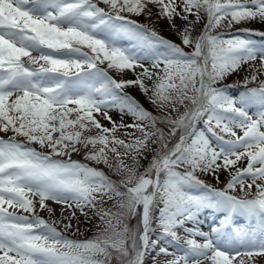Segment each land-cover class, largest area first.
Wrapping results in <instances>:
<instances>
[{"label":"snow or ice","instance_id":"obj_1","mask_svg":"<svg viewBox=\"0 0 264 264\" xmlns=\"http://www.w3.org/2000/svg\"><path fill=\"white\" fill-rule=\"evenodd\" d=\"M149 4L159 7L191 52L121 14H143ZM202 14L204 27L193 36ZM176 17L186 26L178 29ZM256 19L264 22V0H0V264H145L150 250L173 257L163 264H256L264 257V80L247 87L264 70V45L216 32L225 21L231 27ZM125 36L131 47L121 46ZM257 58L260 68L252 66L238 96L215 86ZM137 68L142 71L130 80L108 71ZM128 86L149 95L162 116L126 93ZM254 106L256 118L249 114ZM113 108L133 123L113 121ZM101 112L112 128L94 115ZM204 117L206 131H198ZM92 128L97 134H84ZM120 128L134 130L126 133L130 139L117 136ZM207 133L219 142L215 147ZM171 139L176 142L169 147ZM150 142L160 148L138 174ZM81 149L86 160L121 179L72 159ZM245 158L246 167H235ZM221 171L230 172L224 188L198 175L218 180ZM238 186L242 195L233 194ZM107 200L118 211L103 207ZM48 201L61 205V220L38 214V208L54 213ZM86 209L104 229L87 240L66 237L57 224L70 229L76 210L87 216ZM205 209L222 218L209 231L192 227L181 236L178 229ZM237 216L246 218L245 226Z\"/></svg>","mask_w":264,"mask_h":264},{"label":"rangeland","instance_id":"obj_2","mask_svg":"<svg viewBox=\"0 0 264 264\" xmlns=\"http://www.w3.org/2000/svg\"><path fill=\"white\" fill-rule=\"evenodd\" d=\"M177 2H179V0H177ZM101 7H105L107 10V6L104 5L103 3L100 4ZM122 15L128 16L129 18H131L132 16H134L133 20L147 25L148 28L155 30L160 36L171 40L177 44H180L181 47L184 48V50L186 52H191L192 48L189 46H185L182 44L181 42V36L180 34L171 27L170 22L167 18H163L160 16L159 14V7L157 5L154 4H149L148 8L145 10V12L143 14L140 15H136V14H131V13H121ZM131 14V15H129ZM189 20H195V16H189ZM175 24L176 27L179 28H183L185 25V22L183 20H181L179 17L175 18ZM206 22V16L204 14H202V18L201 20L194 25L193 28V36L199 35L201 30L204 27V24ZM227 22L225 21L224 24H222L218 29H216V32H224V33H229V34H236V35H241L246 39H251V34H256L258 35L260 32H264V22H261L259 19L256 20H251V21H242L240 23H233L231 25V27L226 26ZM247 29V30H246ZM215 34V33H214ZM253 40V39H252ZM255 42V44H261V41L259 39H255L253 40ZM264 43V39L262 41ZM120 44L121 46L124 47H131L132 46V42L129 40L128 37H123L120 40ZM258 47L260 45H257ZM84 51H89L88 49H84ZM35 54V53H34ZM255 66L256 69L260 68V61L259 58H257L256 61H250L247 63H244L241 65V67L227 75L223 80L217 82V84L215 85L216 87L219 88H223L228 95L234 96L231 93H234V91L232 90V88H228L226 86H224L227 83H241L243 84L244 80L246 77H250L253 71L252 66ZM146 67H150L149 64L146 63L145 65ZM101 67H106L105 65H101ZM109 75H111L113 78H115L116 80H130V79H136L137 74L142 71V69L137 68L135 71H131V70H124V71H117L115 69H109ZM258 79L255 81L257 83H259L260 81L264 80V70H260L258 73ZM254 81H252L251 83H253ZM146 83L151 86L153 81L148 80L146 81ZM124 91L126 93H128L130 96L134 97L145 109H147L148 111L152 112L154 115H156L157 117H161L164 110L158 109L156 105H154L152 102H150L149 99V95L145 94L138 86H128L124 89ZM186 104H188L189 107H191V104L189 102L186 101ZM185 110V108L183 106H180L179 111L182 113ZM168 111H171V109H168ZM258 112V108L257 107H251L249 109V114L253 116V118H256L255 113ZM94 115L96 116V118L100 121V123L108 128H112V123L105 119L103 117V112H101L100 114H96L94 113ZM108 115L111 116L112 120L115 121L117 124L123 123L125 125H129L133 123V117L131 115L128 114H121L118 110L116 109H111L108 111ZM171 115L173 117H175L177 115V113L175 111L171 112ZM204 120H206V117H204L203 119H201L197 125L196 128L197 130H201L204 129L206 131V124L204 123ZM158 127L163 128L165 135L167 136L168 134V127L165 126L164 124H158ZM133 129L130 128H120L117 131V136L121 139H125L126 141L128 139H130L129 136L126 135V133L129 132H133ZM217 132H220L219 129L216 130ZM237 134L238 135H243L242 130L237 129ZM98 130L95 128H92L91 132H85V135H95L97 134ZM222 134V133H221ZM135 135H140V133L136 132ZM179 135V133H178ZM207 135L209 136V139L212 141V145L213 147H215L219 142L215 139L214 136H212L211 133H207ZM22 138V137H19ZM228 138V137H226ZM155 139V138H153ZM176 142L175 139H171V142L169 143V147L172 146V144H174ZM38 145V144H37ZM39 146V145H38ZM40 147V146H39ZM89 148H91V146H89ZM160 148V145L157 143H149V150L147 152L144 153V156L146 158H140L139 159V165H138V174L139 173H143L145 171V169L147 168L149 162L151 161L152 157L156 154V151H158ZM45 151H47V149H44ZM122 151V149H121ZM85 149H81V151L79 153H73L72 157L73 159H75L77 157V155L83 157L85 159ZM76 154V155H74ZM86 160V159H85ZM88 161V160H87ZM90 163L91 166L93 167H97L102 169L107 175L110 176L111 179L113 180H120L121 177L116 175L112 170H110L109 168H107L105 165L103 164H97L94 161H88ZM127 163H131V159L130 157L126 160ZM87 163V162H86ZM247 165V159H242L241 161H239L237 163V165L235 167L238 168H243L246 167ZM234 171V169H233ZM199 178L205 182H209V181H220L223 185L222 188H224L227 180L230 178V172L229 171H221L219 173V179H214L213 176L211 174L208 173H198ZM250 183V181H248ZM259 182V181H258ZM123 190V189H121ZM255 186H253L252 188V192H255ZM192 194L194 195H198L201 194L199 189H192ZM233 194L236 195H242V193L239 191V186L237 187L236 192H234ZM49 204V202H47ZM115 201L114 200H107L106 203L103 205V207L105 208H110L113 212L118 211V209L116 207H114ZM58 205V209L59 211L55 210V207L50 205V207H52L55 211L53 214H49L47 211H39L38 208V214L42 217H44L45 219L52 221V220H61V205ZM206 210V209H205ZM88 211V215L87 216H83L80 214V212L78 210H76V219H73L71 221L72 223V227L68 230H64L63 229V224L62 223H58L57 227L58 229L64 231V235L70 239H74V240H87V239H91L94 238L99 232H101L105 225L104 223L101 221L100 217L98 215L94 214L93 210H87ZM65 215H70V213H66ZM222 218V216H219L218 218H216L215 221H210L209 223L206 221L205 225H200L196 223V221H192V222H188L185 225L184 229H178V232L181 236L186 235V229L187 228H192V227H197L202 229L203 231H209L211 226H214L215 223H218L219 220ZM240 218H242V216H237L235 218V222L237 224H239L240 226H245V224H243L244 222H240ZM202 220V213L199 214L198 220ZM129 225L130 228L135 227L137 221L135 218H129L126 221ZM64 223H67V221L65 220ZM77 227L79 228V231H77ZM155 238V237H153ZM199 239V237H197ZM163 243V242H162ZM169 252H176L177 255H180L182 253H180L179 251H177L175 248L173 247H169ZM115 256V253H114ZM172 256H163L160 255L158 253V250H150L148 255H146L145 257V264H154V261H159L160 264H163V262L165 260H170L172 259ZM245 259H247L245 257ZM111 264H118V261L116 259H113ZM205 264H207V262H205ZM256 264H264V257H256Z\"/></svg>","mask_w":264,"mask_h":264},{"label":"bare ground","instance_id":"obj_3","mask_svg":"<svg viewBox=\"0 0 264 264\" xmlns=\"http://www.w3.org/2000/svg\"><path fill=\"white\" fill-rule=\"evenodd\" d=\"M55 210H56V211H59V209H58L57 207H55Z\"/></svg>","mask_w":264,"mask_h":264}]
</instances>
